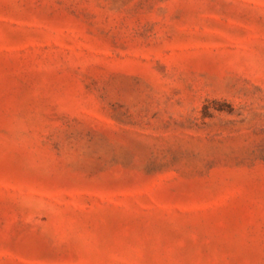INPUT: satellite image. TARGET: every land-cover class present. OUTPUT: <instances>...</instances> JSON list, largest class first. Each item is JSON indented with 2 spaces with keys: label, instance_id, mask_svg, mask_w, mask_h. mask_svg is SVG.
I'll use <instances>...</instances> for the list:
<instances>
[{
  "label": "rangeland",
  "instance_id": "1",
  "mask_svg": "<svg viewBox=\"0 0 264 264\" xmlns=\"http://www.w3.org/2000/svg\"><path fill=\"white\" fill-rule=\"evenodd\" d=\"M0 264H264V0H0Z\"/></svg>",
  "mask_w": 264,
  "mask_h": 264
}]
</instances>
